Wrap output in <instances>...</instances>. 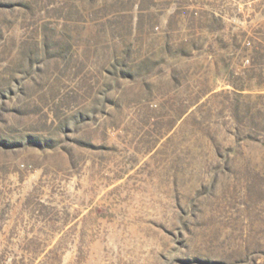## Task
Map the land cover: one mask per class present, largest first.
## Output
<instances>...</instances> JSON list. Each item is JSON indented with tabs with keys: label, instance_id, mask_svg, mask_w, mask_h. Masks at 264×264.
Returning a JSON list of instances; mask_svg holds the SVG:
<instances>
[{
	"label": "rangeland",
	"instance_id": "rangeland-1",
	"mask_svg": "<svg viewBox=\"0 0 264 264\" xmlns=\"http://www.w3.org/2000/svg\"><path fill=\"white\" fill-rule=\"evenodd\" d=\"M0 264H264V0H0Z\"/></svg>",
	"mask_w": 264,
	"mask_h": 264
}]
</instances>
